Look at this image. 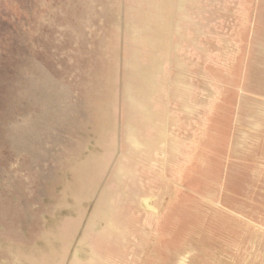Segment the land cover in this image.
Returning a JSON list of instances; mask_svg holds the SVG:
<instances>
[{
	"label": "rangeland",
	"instance_id": "374dc122",
	"mask_svg": "<svg viewBox=\"0 0 264 264\" xmlns=\"http://www.w3.org/2000/svg\"><path fill=\"white\" fill-rule=\"evenodd\" d=\"M157 26L156 0H0V264H264V137Z\"/></svg>",
	"mask_w": 264,
	"mask_h": 264
},
{
	"label": "crops",
	"instance_id": "0c3cea01",
	"mask_svg": "<svg viewBox=\"0 0 264 264\" xmlns=\"http://www.w3.org/2000/svg\"><path fill=\"white\" fill-rule=\"evenodd\" d=\"M156 15L162 45L197 47L205 64L218 58L220 77L234 80L229 92L243 96L234 119L264 137V0H156ZM253 175L264 190V154Z\"/></svg>",
	"mask_w": 264,
	"mask_h": 264
},
{
	"label": "bare ground",
	"instance_id": "6f19581e",
	"mask_svg": "<svg viewBox=\"0 0 264 264\" xmlns=\"http://www.w3.org/2000/svg\"><path fill=\"white\" fill-rule=\"evenodd\" d=\"M144 108H145V109H146V108H148V104H147V105H145V106H144ZM147 111H149V108L147 109Z\"/></svg>",
	"mask_w": 264,
	"mask_h": 264
}]
</instances>
